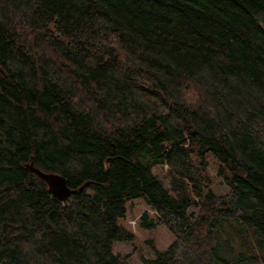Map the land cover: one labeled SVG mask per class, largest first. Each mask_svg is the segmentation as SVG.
<instances>
[{"label": "trees", "instance_id": "obj_1", "mask_svg": "<svg viewBox=\"0 0 264 264\" xmlns=\"http://www.w3.org/2000/svg\"><path fill=\"white\" fill-rule=\"evenodd\" d=\"M134 199L144 264H264V0H0V264H130Z\"/></svg>", "mask_w": 264, "mask_h": 264}, {"label": "rangeland", "instance_id": "obj_2", "mask_svg": "<svg viewBox=\"0 0 264 264\" xmlns=\"http://www.w3.org/2000/svg\"><path fill=\"white\" fill-rule=\"evenodd\" d=\"M209 173L213 183L211 185L216 193V202L224 201L227 198V186L222 178L216 175V165L209 158ZM126 214L124 218L118 219V222L129 228L135 233V239L130 242L116 241L113 244L114 253L127 255L130 264H144L143 259H150L154 256L153 247L156 250L165 249L173 240V236L168 232L164 225H159L154 229H143L138 226L139 216L143 211H147L150 216L153 212L141 199H134L126 204Z\"/></svg>", "mask_w": 264, "mask_h": 264}, {"label": "water", "instance_id": "obj_3", "mask_svg": "<svg viewBox=\"0 0 264 264\" xmlns=\"http://www.w3.org/2000/svg\"><path fill=\"white\" fill-rule=\"evenodd\" d=\"M38 175L47 183L49 191L59 197L60 199H65L71 190L67 187L65 179L61 175L44 173L40 170H35Z\"/></svg>", "mask_w": 264, "mask_h": 264}]
</instances>
